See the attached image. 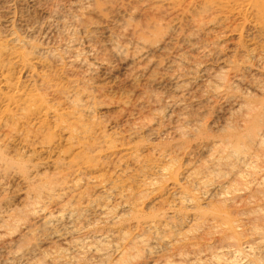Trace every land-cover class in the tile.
<instances>
[{
    "label": "bare ground",
    "instance_id": "bare-ground-1",
    "mask_svg": "<svg viewBox=\"0 0 264 264\" xmlns=\"http://www.w3.org/2000/svg\"><path fill=\"white\" fill-rule=\"evenodd\" d=\"M94 1L0 17V264H264V0L117 37L150 84L122 124L92 82Z\"/></svg>",
    "mask_w": 264,
    "mask_h": 264
},
{
    "label": "rangeland",
    "instance_id": "rangeland-1",
    "mask_svg": "<svg viewBox=\"0 0 264 264\" xmlns=\"http://www.w3.org/2000/svg\"><path fill=\"white\" fill-rule=\"evenodd\" d=\"M19 1L0 0V17L6 20L8 11L13 10L15 15L22 14L27 23H39L48 17L49 12L54 10L63 12L71 2L31 0L29 3L31 5L28 6ZM197 2V0H95L89 11L83 14L82 28L88 37L93 57L100 64L101 73L103 71L108 73L106 76L94 77L92 82L100 90L101 97L106 103L105 114L110 121L122 124L127 115L138 108L144 100L145 93L150 89L148 75L131 78L124 70L123 63L113 56L111 47L113 41L120 37L118 40L124 42L131 39V36L136 37L153 30L176 35L180 29L188 25V14L193 11ZM149 58L158 60L162 56L149 52ZM143 64L144 62L141 65ZM65 72L67 76H77L71 69Z\"/></svg>",
    "mask_w": 264,
    "mask_h": 264
}]
</instances>
